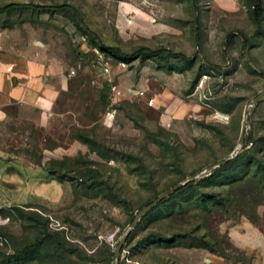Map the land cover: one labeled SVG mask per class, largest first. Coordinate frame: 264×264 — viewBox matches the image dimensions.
Segmentation results:
<instances>
[{
	"label": "rangeland",
	"instance_id": "1",
	"mask_svg": "<svg viewBox=\"0 0 264 264\" xmlns=\"http://www.w3.org/2000/svg\"><path fill=\"white\" fill-rule=\"evenodd\" d=\"M10 3L66 8L0 14L6 50L51 63L58 85L40 123L12 106L0 122V264H115L138 213L192 178L140 218L119 264H183L184 249L243 264L229 229L264 228V97L239 143L264 91V0L259 24L248 0Z\"/></svg>",
	"mask_w": 264,
	"mask_h": 264
},
{
	"label": "crops",
	"instance_id": "2",
	"mask_svg": "<svg viewBox=\"0 0 264 264\" xmlns=\"http://www.w3.org/2000/svg\"><path fill=\"white\" fill-rule=\"evenodd\" d=\"M5 31L0 29V122L7 115L10 106L15 108L16 116L24 121L41 122L46 105H52L57 97L58 85L51 63L42 57L24 59L5 48ZM0 181L4 182L3 175ZM232 246L245 254L243 264H264V228H259L248 220H242L229 229ZM179 253L183 264H213L215 256L205 254L202 249H184Z\"/></svg>",
	"mask_w": 264,
	"mask_h": 264
},
{
	"label": "trees",
	"instance_id": "3",
	"mask_svg": "<svg viewBox=\"0 0 264 264\" xmlns=\"http://www.w3.org/2000/svg\"><path fill=\"white\" fill-rule=\"evenodd\" d=\"M249 3L251 4L252 7V14H253V18L256 24H259L261 21V17H262V7L260 4V0H248ZM66 8L64 6H59V7H34L31 5H23V4H16V3H10L4 7H0V14L3 13H9L12 12L14 10H18V9H36V10H43V12H46L48 14H52V12H54L55 9H63ZM87 42L89 44V46H91L93 49H96L97 51H99L101 54L114 58L120 62L126 63L128 62L131 58H133V56H125L123 55L119 49L114 48V47H109L106 46L104 44H102L101 42L97 41L95 37L91 38V37H87ZM153 54V53H143V57L147 56V55ZM231 161V160H230ZM228 161V162H230ZM228 162H226L224 165H226ZM222 165V166H224ZM221 167V166H220ZM211 199L214 200V198L211 196ZM220 204V203H217ZM186 248H202V247H186ZM206 248V247H204Z\"/></svg>",
	"mask_w": 264,
	"mask_h": 264
},
{
	"label": "water",
	"instance_id": "4",
	"mask_svg": "<svg viewBox=\"0 0 264 264\" xmlns=\"http://www.w3.org/2000/svg\"><path fill=\"white\" fill-rule=\"evenodd\" d=\"M264 97V91H262L261 93H259L252 101L251 103L247 104L244 110V116H243V123H242V129H241V137L239 140V143H242L243 141V137H244V133L246 130V126L249 120V110L251 108L252 105H256L258 104L262 98ZM243 150L242 146H240L237 150H235L232 155L225 161L217 163L216 166L220 167L222 165H224L226 162L234 159L237 155H239V153ZM212 169V167H208L203 173H201L199 175V177L204 176L205 174H207L210 170ZM195 178L190 179L188 182H192L194 181ZM181 184L178 185L176 187H174L173 189H171L169 192L159 196L157 199H155L152 203H150L148 206L144 207L139 213L138 215L134 218V220L131 223V227L128 230V232L123 236L122 240L120 241V243L118 244V246L115 249L114 252V257H115V264H119V258H120V252H121V248L127 238V236L129 235V233L131 232V230H133L134 226L138 223V221L140 220L141 217H143L148 211H150L152 208H154L160 201L164 200L165 198H168L171 194H173L174 192H176L177 190L181 189L183 186H185V184Z\"/></svg>",
	"mask_w": 264,
	"mask_h": 264
},
{
	"label": "built area",
	"instance_id": "5",
	"mask_svg": "<svg viewBox=\"0 0 264 264\" xmlns=\"http://www.w3.org/2000/svg\"><path fill=\"white\" fill-rule=\"evenodd\" d=\"M133 94H134L135 96L140 97V98H144V96H145L144 92H142V91H138V90L133 91ZM145 104H146L147 106H149V107H152L153 104H154V101H153L152 99H149L148 101H145Z\"/></svg>",
	"mask_w": 264,
	"mask_h": 264
}]
</instances>
